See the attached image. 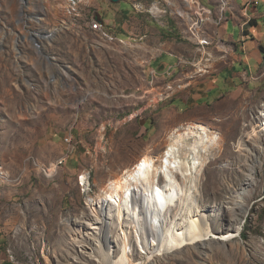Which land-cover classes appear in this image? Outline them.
I'll list each match as a JSON object with an SVG mask.
<instances>
[{"label":"rangeland","instance_id":"1","mask_svg":"<svg viewBox=\"0 0 264 264\" xmlns=\"http://www.w3.org/2000/svg\"><path fill=\"white\" fill-rule=\"evenodd\" d=\"M194 1L136 0L139 26L117 35L91 7L68 19L60 0H0V264H104L91 254L90 198L187 123L219 138L196 178L200 206L223 234L244 203L243 244L188 245L161 264H264V133L249 134L264 128V61L227 92L228 34L238 41L240 30L226 33L221 0ZM204 8L212 16L197 33ZM219 75L212 98L189 101Z\"/></svg>","mask_w":264,"mask_h":264},{"label":"bare ground","instance_id":"2","mask_svg":"<svg viewBox=\"0 0 264 264\" xmlns=\"http://www.w3.org/2000/svg\"><path fill=\"white\" fill-rule=\"evenodd\" d=\"M186 1L189 5L195 2ZM62 23L59 28H68V23ZM263 133L262 125L249 132L257 140ZM217 141L219 138L210 126L187 123L173 129L163 152L155 155L149 150L122 174L114 175L89 200L94 221V258L104 264H161L182 253L188 245L196 252L207 243L210 251L215 247L234 248L235 244L241 248V218L248 208L239 202L245 213L237 219V226L215 234L194 188L204 164V150ZM161 176L163 184L159 183ZM247 192L244 189L241 202ZM116 242L120 245L118 255ZM133 243H137L141 253L138 262L132 257Z\"/></svg>","mask_w":264,"mask_h":264},{"label":"crops","instance_id":"3","mask_svg":"<svg viewBox=\"0 0 264 264\" xmlns=\"http://www.w3.org/2000/svg\"><path fill=\"white\" fill-rule=\"evenodd\" d=\"M134 1L136 0H120L116 3L111 0H91V8H94L98 13L96 20L99 23L108 26V29L114 34L116 32L117 35H124L125 33H132L135 29L134 25L139 26V21L142 18L139 11L136 10ZM228 1L229 6L225 7L227 9L225 10L224 28L227 34L231 28L233 32L240 30V35L239 40L235 41L236 35L228 34L232 36L234 52L228 71L229 78L223 85L229 86L227 92L231 90V87L237 85V81L244 77V73L254 72L264 61V53L261 49L264 46V0ZM251 21H256V24L252 25ZM245 76L249 77V75ZM219 77L220 75L215 86L206 90L201 89L190 96L189 101L192 98L198 101L207 94L208 98H212V93L219 89ZM221 96L223 95L220 94L218 97Z\"/></svg>","mask_w":264,"mask_h":264},{"label":"built area","instance_id":"4","mask_svg":"<svg viewBox=\"0 0 264 264\" xmlns=\"http://www.w3.org/2000/svg\"><path fill=\"white\" fill-rule=\"evenodd\" d=\"M60 2L63 5L62 10L64 11V13H65L66 17H68V19H78V18L82 17L84 12L89 7H91V0H60ZM221 6H222V8L224 6L223 10H225V7L229 6V1L228 0H221ZM135 7H136V10H138L139 5L135 4ZM156 9H158V8H156V5H154L152 11H154ZM211 16H212V11L210 9L204 8V13H202V15L200 16L201 18L200 19L196 18V21L193 22V25L191 28L192 31L196 30L199 32L201 30L203 22L210 20ZM224 17H225V13L223 14V16L222 15L220 16V20H223ZM195 23L198 24V27H196V28H195ZM95 27H97V26H95ZM32 35H33V33H32ZM34 36H36V35H34ZM201 45L205 46V44H203V43ZM66 142L68 144H71L72 143V137H67Z\"/></svg>","mask_w":264,"mask_h":264},{"label":"trees","instance_id":"5","mask_svg":"<svg viewBox=\"0 0 264 264\" xmlns=\"http://www.w3.org/2000/svg\"><path fill=\"white\" fill-rule=\"evenodd\" d=\"M255 22L256 21H251L252 25H255L256 24ZM261 49H262V52L264 53V46H262Z\"/></svg>","mask_w":264,"mask_h":264},{"label":"water","instance_id":"6","mask_svg":"<svg viewBox=\"0 0 264 264\" xmlns=\"http://www.w3.org/2000/svg\"><path fill=\"white\" fill-rule=\"evenodd\" d=\"M111 1H113V2H116V3H117V2H119L120 0H111Z\"/></svg>","mask_w":264,"mask_h":264}]
</instances>
